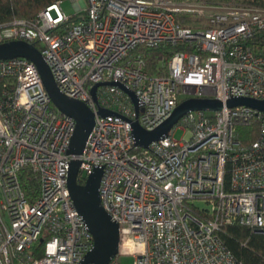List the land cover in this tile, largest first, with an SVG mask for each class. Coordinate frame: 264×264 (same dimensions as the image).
<instances>
[{"label":"built area","instance_id":"1","mask_svg":"<svg viewBox=\"0 0 264 264\" xmlns=\"http://www.w3.org/2000/svg\"><path fill=\"white\" fill-rule=\"evenodd\" d=\"M68 1L74 15L57 1L31 20L0 26V45L37 44L60 92L95 114L83 154L69 155L76 121L54 107L37 66L0 60V264H80L93 250L68 187L72 160L81 162L85 183L103 168L101 204L120 232L109 264H243L217 234L231 224L264 233V113L189 112L148 148L137 145L132 124L154 131L188 99L264 100V49L251 45L264 34V8L231 0ZM177 46L185 49L151 76L139 49ZM112 82L135 94L138 109L117 86L92 96ZM249 126L258 138L245 145ZM30 174L36 194L26 189Z\"/></svg>","mask_w":264,"mask_h":264},{"label":"water","instance_id":"2","mask_svg":"<svg viewBox=\"0 0 264 264\" xmlns=\"http://www.w3.org/2000/svg\"><path fill=\"white\" fill-rule=\"evenodd\" d=\"M15 58L28 59L37 66L54 107L62 114L76 121V130L72 137L68 154L72 156L82 155L87 140L95 126V114L84 103L70 99L60 92L42 53L34 45L21 41L0 45V60ZM103 85L117 86L127 92L131 96L136 109H138V99L135 94L117 82L96 85L91 92L95 99L98 88ZM225 106L227 108L247 107L264 113V100L234 98L224 104L216 99H188L182 102L173 115L154 131H146L139 122H134L132 127L137 145L148 148L152 143L167 137L179 120L189 112H216L223 110ZM99 115L109 117L117 114L107 110H100ZM80 166L81 162L78 160L70 162L68 187L73 203L86 222L94 240L93 250L85 256L80 264H109L111 259L118 254L120 232L119 225L112 220L101 204L99 190L103 168L95 169L88 177L85 185H80L78 183Z\"/></svg>","mask_w":264,"mask_h":264},{"label":"trees","instance_id":"3","mask_svg":"<svg viewBox=\"0 0 264 264\" xmlns=\"http://www.w3.org/2000/svg\"><path fill=\"white\" fill-rule=\"evenodd\" d=\"M68 0H0V26L12 23L16 20H31L51 4ZM238 4L264 8V0H231ZM37 48L39 46L35 44ZM251 45L264 49V34L256 36ZM185 47H158L153 49H139L146 60L148 73L152 76L158 71V64L164 58H172L177 52L183 51ZM258 127H246L242 129V142L245 145L252 144L258 138ZM31 175V174H30ZM228 179V176H227ZM78 183L85 185V179L79 178ZM26 189L32 194L38 192L36 178L31 175ZM224 245L243 264H264V233L251 227L231 224L223 225L217 234ZM41 257L40 252H36Z\"/></svg>","mask_w":264,"mask_h":264},{"label":"rangeland","instance_id":"4","mask_svg":"<svg viewBox=\"0 0 264 264\" xmlns=\"http://www.w3.org/2000/svg\"><path fill=\"white\" fill-rule=\"evenodd\" d=\"M62 7H63L65 13H66L68 16L74 15V14L76 13V12H75L76 9H75L74 5L72 4V2H70V1H66V2H64L63 5H62ZM182 137H183V132H182V131H177V132L175 133L174 138H175L176 140H181ZM122 262L125 263V264H131V263L133 262V259H132V258H123V259H122Z\"/></svg>","mask_w":264,"mask_h":264}]
</instances>
